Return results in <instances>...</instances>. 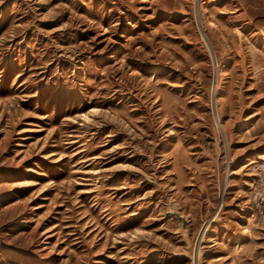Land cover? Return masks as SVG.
Masks as SVG:
<instances>
[{
	"label": "rangeland",
	"instance_id": "1",
	"mask_svg": "<svg viewBox=\"0 0 264 264\" xmlns=\"http://www.w3.org/2000/svg\"><path fill=\"white\" fill-rule=\"evenodd\" d=\"M263 155L264 0H0V264H264Z\"/></svg>",
	"mask_w": 264,
	"mask_h": 264
},
{
	"label": "built area",
	"instance_id": "2",
	"mask_svg": "<svg viewBox=\"0 0 264 264\" xmlns=\"http://www.w3.org/2000/svg\"><path fill=\"white\" fill-rule=\"evenodd\" d=\"M257 171H259L260 174H259L258 181H257V193L255 195V200L257 201L258 199L259 201L264 202V159H261V162L257 166ZM262 216H263V213H262ZM261 220H262L261 222L262 225H264V217Z\"/></svg>",
	"mask_w": 264,
	"mask_h": 264
},
{
	"label": "bare ground",
	"instance_id": "3",
	"mask_svg": "<svg viewBox=\"0 0 264 264\" xmlns=\"http://www.w3.org/2000/svg\"><path fill=\"white\" fill-rule=\"evenodd\" d=\"M262 159H264V156H262Z\"/></svg>",
	"mask_w": 264,
	"mask_h": 264
}]
</instances>
